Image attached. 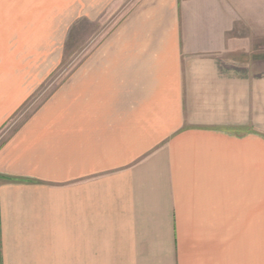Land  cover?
Segmentation results:
<instances>
[{"label": "crops", "instance_id": "0c3cea01", "mask_svg": "<svg viewBox=\"0 0 264 264\" xmlns=\"http://www.w3.org/2000/svg\"><path fill=\"white\" fill-rule=\"evenodd\" d=\"M108 1L0 0V130ZM72 76L0 147V264H264V0H139Z\"/></svg>", "mask_w": 264, "mask_h": 264}, {"label": "rangeland", "instance_id": "374dc122", "mask_svg": "<svg viewBox=\"0 0 264 264\" xmlns=\"http://www.w3.org/2000/svg\"><path fill=\"white\" fill-rule=\"evenodd\" d=\"M138 1L109 0L107 2L109 7L113 8L115 5L114 10H116L109 11L107 8L101 13L99 20L92 21L84 17L70 21L66 41L53 46L54 58L45 64L52 68V72L39 85L31 87L22 94V97L26 96L22 98L26 100L22 106L10 109L12 116L0 130V147L6 145L10 138L23 128L28 119L42 109L44 102L59 90L62 83L69 78H74L72 75L78 67L82 66L84 58L99 46L100 41L113 30L116 22H121L127 11ZM43 62L38 59L36 61L20 59V63L15 62V66L31 67L34 64L41 65Z\"/></svg>", "mask_w": 264, "mask_h": 264}]
</instances>
